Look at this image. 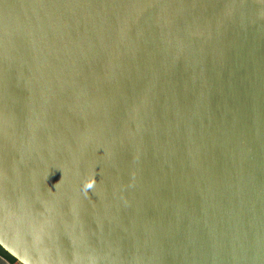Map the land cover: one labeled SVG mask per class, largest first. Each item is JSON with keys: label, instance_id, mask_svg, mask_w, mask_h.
Masks as SVG:
<instances>
[{"label": "water", "instance_id": "1", "mask_svg": "<svg viewBox=\"0 0 264 264\" xmlns=\"http://www.w3.org/2000/svg\"><path fill=\"white\" fill-rule=\"evenodd\" d=\"M0 247L264 264V0H0Z\"/></svg>", "mask_w": 264, "mask_h": 264}, {"label": "crops", "instance_id": "2", "mask_svg": "<svg viewBox=\"0 0 264 264\" xmlns=\"http://www.w3.org/2000/svg\"><path fill=\"white\" fill-rule=\"evenodd\" d=\"M0 264H22V263H20L16 259L14 261H10L5 255H3L0 252Z\"/></svg>", "mask_w": 264, "mask_h": 264}, {"label": "trees", "instance_id": "3", "mask_svg": "<svg viewBox=\"0 0 264 264\" xmlns=\"http://www.w3.org/2000/svg\"><path fill=\"white\" fill-rule=\"evenodd\" d=\"M3 255H5L10 261H14L15 260V258H13L12 256H10L9 254H7L5 251L4 252H2V251H0Z\"/></svg>", "mask_w": 264, "mask_h": 264}, {"label": "rangeland", "instance_id": "4", "mask_svg": "<svg viewBox=\"0 0 264 264\" xmlns=\"http://www.w3.org/2000/svg\"><path fill=\"white\" fill-rule=\"evenodd\" d=\"M0 251L4 252V250L0 247ZM6 252V251H5ZM7 253V252H6ZM8 254V253H7Z\"/></svg>", "mask_w": 264, "mask_h": 264}]
</instances>
